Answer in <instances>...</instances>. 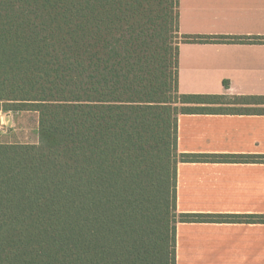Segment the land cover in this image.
Here are the masks:
<instances>
[{"label": "trees", "instance_id": "trees-1", "mask_svg": "<svg viewBox=\"0 0 264 264\" xmlns=\"http://www.w3.org/2000/svg\"><path fill=\"white\" fill-rule=\"evenodd\" d=\"M179 0H0V111L38 114L37 144L0 143V264H176L180 115L262 97L178 93ZM233 42H258L234 39ZM254 112V111H253Z\"/></svg>", "mask_w": 264, "mask_h": 264}, {"label": "crops", "instance_id": "crops-1", "mask_svg": "<svg viewBox=\"0 0 264 264\" xmlns=\"http://www.w3.org/2000/svg\"><path fill=\"white\" fill-rule=\"evenodd\" d=\"M178 31L218 40L179 45V94L264 98V0H179ZM234 108L180 115L177 152L264 157V105ZM176 190L177 214L264 218V163H179ZM176 264H264V224L178 223Z\"/></svg>", "mask_w": 264, "mask_h": 264}, {"label": "rangeland", "instance_id": "rangeland-1", "mask_svg": "<svg viewBox=\"0 0 264 264\" xmlns=\"http://www.w3.org/2000/svg\"><path fill=\"white\" fill-rule=\"evenodd\" d=\"M38 114L0 111V143L37 144Z\"/></svg>", "mask_w": 264, "mask_h": 264}]
</instances>
